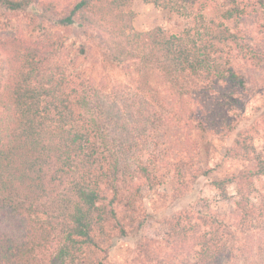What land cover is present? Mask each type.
Wrapping results in <instances>:
<instances>
[{
  "label": "trees",
  "instance_id": "16d2710c",
  "mask_svg": "<svg viewBox=\"0 0 264 264\" xmlns=\"http://www.w3.org/2000/svg\"><path fill=\"white\" fill-rule=\"evenodd\" d=\"M133 1L0 0L28 15L0 28V227L22 218L20 234L0 229V264H44L54 246L50 264H105L136 219L135 178L170 175L181 197L211 172L201 148L231 136L264 86V0H142L190 20L179 33L130 29ZM73 28L86 38L75 50ZM122 80L137 86L127 105ZM262 112L226 152L244 168L214 181L224 198L237 187L234 222L179 212L170 251H145L148 264L264 263V156L249 142Z\"/></svg>",
  "mask_w": 264,
  "mask_h": 264
},
{
  "label": "rangeland",
  "instance_id": "374dc122",
  "mask_svg": "<svg viewBox=\"0 0 264 264\" xmlns=\"http://www.w3.org/2000/svg\"><path fill=\"white\" fill-rule=\"evenodd\" d=\"M127 10L131 11L127 23L130 29L132 28L137 32L162 28L171 33H179L190 24V20L185 17L156 7L153 4L145 3L142 0H134ZM24 16L28 15L21 16L0 8V28L4 26L3 24L8 25L10 22L17 24L24 23L26 22V17ZM66 36L68 43L72 45L74 50L81 47L86 39L77 28L68 30ZM94 61H96L94 57H89L85 64L90 68L93 66L92 62ZM122 82L124 88H121V95L123 96L124 103L127 105L133 101L137 86L133 85V87H129V82L123 80ZM125 85L127 88H125ZM111 90L110 87L108 92ZM124 103H121V105L124 106ZM259 110L264 111V86H262L260 92L252 94L251 98L248 97L246 111L243 113L244 118L231 136L226 138L211 137L206 146L201 148L199 159L200 171L211 170V172L208 177H193L188 189H186L181 197L177 198L173 195L170 185L172 176L170 175L162 177L157 174V181L155 182L157 185L154 187H150L146 180L137 178V176L134 183L135 188H139L140 193L137 196L136 219L132 224L124 220L126 221L127 235L119 236L116 234L111 244L105 246L107 251L104 255L99 253L101 256H104V263L148 264V259L144 256L145 251L150 254H153L154 250L160 253L169 252L170 249L165 242L166 234L168 233L167 223L175 214L182 211H190L197 216L217 213L226 223H233L232 213L238 200L236 194L237 187L235 184L227 185L228 197L224 198L220 191L215 188L214 181L231 177L244 168L246 163L242 157L235 159L227 158L226 152L234 145L242 131L258 120L260 114L263 113ZM132 116L133 114L128 115L127 118L131 120ZM254 135V139H249V142L251 143L252 141L256 154L263 157L264 126L259 127V133L255 131ZM145 156L148 157V154H145ZM255 185L256 193L253 195L254 200L259 198V191H264V178L256 179ZM21 222L22 218L16 219L8 216L6 220L4 219V224L0 229L20 234ZM55 254L56 246L52 247L45 254L44 264H50Z\"/></svg>",
  "mask_w": 264,
  "mask_h": 264
}]
</instances>
